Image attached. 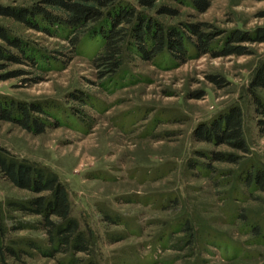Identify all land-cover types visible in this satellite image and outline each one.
<instances>
[{"label":"rangeland","instance_id":"374dc122","mask_svg":"<svg viewBox=\"0 0 264 264\" xmlns=\"http://www.w3.org/2000/svg\"><path fill=\"white\" fill-rule=\"evenodd\" d=\"M37 1L0 3L30 7ZM158 4L179 11L161 16L170 23L205 21L223 34L264 28V0H213L204 13L170 0ZM0 24L56 59L48 63L37 58L38 67L11 63L0 71V75L20 68L29 71L0 80V96L41 102L56 118L39 134L0 121V144L59 174L70 189L72 214L82 228L91 227L95 233L98 264H264V192L249 191L227 174L238 165L214 162L219 172L213 174L191 167L208 161L202 156L208 151H233L197 140L195 130L235 104L243 109L252 152L242 161L252 163L253 157L264 161V130L258 124L264 117L247 91L255 67L264 59V41L244 42L251 54H206L176 66L128 57L121 76L105 79L94 60L99 41L83 38L72 47L71 35L63 31L51 35L9 16H0ZM212 75L221 76L224 85L215 83ZM51 103L62 111L48 107ZM34 195L0 175L1 212L9 227L16 218H39L11 216L6 207L8 200ZM241 212L246 218L237 215ZM106 214L122 223H112ZM185 218L198 227L194 245L189 235L177 232ZM251 223L258 231L249 228ZM23 236L44 239L45 233L12 231L5 241ZM64 258L37 253L10 260L64 264Z\"/></svg>","mask_w":264,"mask_h":264},{"label":"trees","instance_id":"16d2710c","mask_svg":"<svg viewBox=\"0 0 264 264\" xmlns=\"http://www.w3.org/2000/svg\"><path fill=\"white\" fill-rule=\"evenodd\" d=\"M159 1L39 0L30 7L0 3V16L13 17L30 28L51 35L57 34V31L66 32L71 35L69 39L72 47H77L83 38L99 41L101 49L94 60L99 68V76L105 79L121 76L128 57L149 62L164 60L176 66L206 54L214 57L251 54L243 43L264 41V28L252 33L236 29L223 34V31L205 21H182L178 24L166 22L161 16L178 15L179 11L171 5L158 4ZM170 1L204 13L213 0ZM0 40L5 42V45L0 43V71L11 63L38 67L37 58L48 63L56 61L53 55L42 53L21 36L12 33L4 24H0ZM28 72L23 68L8 71L0 75V80L22 77ZM210 77L220 86L224 85L221 76ZM28 78L23 77V80ZM33 80L39 82V79ZM247 91L256 111L264 117V59L255 67ZM78 98L85 100L79 95ZM46 107L38 101L27 102L0 96V121L13 122L39 134L54 124L49 121L54 116ZM48 107L62 111L53 103ZM258 124L264 130V118H260ZM195 131L197 140L214 146L225 145L233 151H208L202 155L208 161L196 162L191 165L192 168L213 174L219 172L214 162L235 164L239 169L229 170L227 174L233 175L238 185L247 187L249 191L264 192V161L255 157V161L249 164L242 161L246 154L252 152L245 135L241 105L230 106L211 121L202 123ZM0 175L16 187L37 194L26 199L8 200L6 207L13 214L11 216L21 213L23 216L39 217L34 221L16 218L15 223L9 227L0 205V264H13L37 253L42 257L63 254L64 264H98L95 259V233L91 227L82 228L79 219L72 214L70 189L56 171L46 165L21 159L0 144ZM237 215L246 218L243 212ZM105 216L112 223H122L117 217L109 214ZM178 227L177 232L189 235L194 245L197 225L185 218ZM249 228L253 232L258 231L255 223L249 224ZM27 229L44 231L45 238L23 236L11 239L10 242L5 241L10 232Z\"/></svg>","mask_w":264,"mask_h":264}]
</instances>
